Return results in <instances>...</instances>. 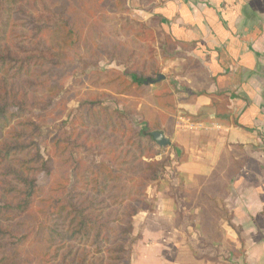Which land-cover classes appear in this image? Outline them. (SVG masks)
Wrapping results in <instances>:
<instances>
[{"label": "trees", "instance_id": "16d2710c", "mask_svg": "<svg viewBox=\"0 0 264 264\" xmlns=\"http://www.w3.org/2000/svg\"><path fill=\"white\" fill-rule=\"evenodd\" d=\"M72 1L0 0V264H125L136 215L153 209L150 187L168 161H185L182 150L171 159L173 143L161 157L152 133L171 131L138 110L161 73L156 35L122 23L125 40L114 41L105 19L126 11L119 1L96 0L106 7L98 24L76 23ZM163 80L156 100L173 111Z\"/></svg>", "mask_w": 264, "mask_h": 264}, {"label": "crops", "instance_id": "0c3cea01", "mask_svg": "<svg viewBox=\"0 0 264 264\" xmlns=\"http://www.w3.org/2000/svg\"><path fill=\"white\" fill-rule=\"evenodd\" d=\"M146 13L174 104L156 83L138 110L185 161L150 187L128 264H264V0H155Z\"/></svg>", "mask_w": 264, "mask_h": 264}, {"label": "rangeland", "instance_id": "374dc122", "mask_svg": "<svg viewBox=\"0 0 264 264\" xmlns=\"http://www.w3.org/2000/svg\"><path fill=\"white\" fill-rule=\"evenodd\" d=\"M109 2L119 1L122 5V8H125L122 12H115L110 13L107 11V17L105 19V30L111 34V38L114 41H122L125 40L123 38V33L120 31V28L122 29V23L127 25L129 29L135 30V32H138V21L144 23L146 26L147 23L143 20H147L148 18V11L151 10L152 5L154 3V0H108ZM106 7L102 3H98L96 0H93V2H87L86 0H73L70 4V14L72 18L75 20L76 23L80 24L82 22H86L88 20H94L91 23L98 24L100 23L98 20V17L100 15H104L106 12ZM93 15V17H89ZM150 22V21H148ZM135 43L131 44L130 46L133 47L134 50L138 51V42L137 40L134 41ZM121 54L125 55L126 51L121 50ZM81 65L83 68H86L88 65L87 62H81ZM99 67L101 69H120L123 70V66H118L117 61H103L99 63ZM150 96V93L147 95ZM107 105H111L112 103L108 100L105 101ZM77 107V102L72 101L68 104V109L70 113H73V111ZM150 109L148 111H142V114L144 113L147 117H150ZM139 117L133 118V122L135 125H138ZM138 127V126H137ZM42 153L45 154V150H42ZM167 151H164L162 153V158L168 157ZM171 159H173L171 154ZM171 166V160L167 162V168ZM163 175H168V169L163 173ZM47 183L46 177H41L39 179L40 185H45ZM157 184V183H156ZM155 185V184H154ZM133 241L131 242V244ZM129 245V253H130V246ZM130 257V256H129ZM129 259H127L125 264H128Z\"/></svg>", "mask_w": 264, "mask_h": 264}, {"label": "water", "instance_id": "95a60500", "mask_svg": "<svg viewBox=\"0 0 264 264\" xmlns=\"http://www.w3.org/2000/svg\"><path fill=\"white\" fill-rule=\"evenodd\" d=\"M163 79L164 78L162 75H158V77L155 80L148 79L144 84L145 86L154 85L156 83H159ZM152 137L156 142V144L158 145V147L160 148H167L170 145V140L167 137H165L161 132L152 133Z\"/></svg>", "mask_w": 264, "mask_h": 264}]
</instances>
